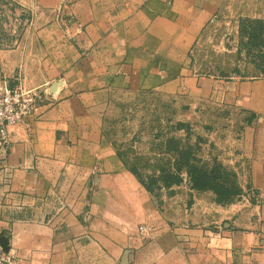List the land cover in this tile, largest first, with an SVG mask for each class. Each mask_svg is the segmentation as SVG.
<instances>
[{
  "label": "crops",
  "instance_id": "crops-1",
  "mask_svg": "<svg viewBox=\"0 0 264 264\" xmlns=\"http://www.w3.org/2000/svg\"><path fill=\"white\" fill-rule=\"evenodd\" d=\"M225 1L0 0V90L46 85L54 98L0 144V235L17 264H264V76L188 64ZM116 91L235 113L197 152L235 173L241 198L219 204L186 174L154 195L103 134Z\"/></svg>",
  "mask_w": 264,
  "mask_h": 264
},
{
  "label": "rangeland",
  "instance_id": "rangeland-1",
  "mask_svg": "<svg viewBox=\"0 0 264 264\" xmlns=\"http://www.w3.org/2000/svg\"><path fill=\"white\" fill-rule=\"evenodd\" d=\"M6 12L4 9L3 16ZM261 12H264V0H226L218 14V22L209 24L203 30L189 52V66L200 74L217 75L224 79L264 76V32L254 36L252 44L247 45L248 30L246 33L239 29L241 19H259L254 15ZM237 17L238 32L234 36L231 27ZM184 106V101L164 98L158 92L116 91L103 120L105 138L117 149L127 147L125 155L129 169L135 170L156 196L168 190L167 184L183 182L185 174L183 167L178 169L175 163L174 150L165 148L169 138L175 139L181 147L192 149L201 165L211 167L217 160L211 162V158L204 157V154V158L200 156L195 144L201 137L206 138L205 133H208V127L214 126L213 123H223L225 129L228 128L226 124L236 118L233 112L226 117L212 113V110L204 115H191L183 109ZM216 135L224 138L230 134L225 131ZM240 198L241 195L228 203Z\"/></svg>",
  "mask_w": 264,
  "mask_h": 264
},
{
  "label": "trees",
  "instance_id": "trees-1",
  "mask_svg": "<svg viewBox=\"0 0 264 264\" xmlns=\"http://www.w3.org/2000/svg\"><path fill=\"white\" fill-rule=\"evenodd\" d=\"M254 24L257 25V28ZM239 29L240 32L243 31L246 33V30H248V39L245 44H252V38L264 32V20L241 19ZM195 147L197 149V143L195 144ZM165 148L166 150H174L176 157L175 163L178 166V169L183 167L185 170V174L192 189L199 191H212L215 195V201L219 204L228 203L243 194L242 189L236 182L235 175L225 169L219 162L214 161L211 167L201 165L198 157L192 149L181 147V145H179L178 142L172 138L168 139ZM119 155L122 156V153L119 152ZM130 170L137 175L135 170ZM141 182L143 181L141 180ZM143 184L145 183L143 182ZM145 186L147 185L145 184ZM167 186L170 185L167 184Z\"/></svg>",
  "mask_w": 264,
  "mask_h": 264
},
{
  "label": "built area",
  "instance_id": "built-area-1",
  "mask_svg": "<svg viewBox=\"0 0 264 264\" xmlns=\"http://www.w3.org/2000/svg\"><path fill=\"white\" fill-rule=\"evenodd\" d=\"M54 101L48 86L9 87L3 84L0 90V144L6 148L9 144L10 127L22 123L27 117L39 118ZM141 233L147 234L145 226H139ZM0 264H17L13 253L0 247Z\"/></svg>",
  "mask_w": 264,
  "mask_h": 264
},
{
  "label": "water",
  "instance_id": "water-1",
  "mask_svg": "<svg viewBox=\"0 0 264 264\" xmlns=\"http://www.w3.org/2000/svg\"><path fill=\"white\" fill-rule=\"evenodd\" d=\"M0 247L3 251H8V240L5 236L0 235Z\"/></svg>",
  "mask_w": 264,
  "mask_h": 264
}]
</instances>
